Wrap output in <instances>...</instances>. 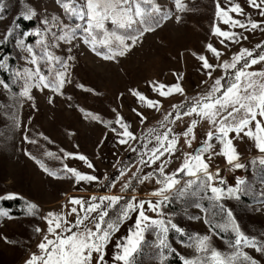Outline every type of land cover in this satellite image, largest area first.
Returning <instances> with one entry per match:
<instances>
[{
  "label": "rangeland",
  "instance_id": "374dc122",
  "mask_svg": "<svg viewBox=\"0 0 264 264\" xmlns=\"http://www.w3.org/2000/svg\"><path fill=\"white\" fill-rule=\"evenodd\" d=\"M76 2L82 3L83 0ZM152 3L162 11H167L169 18L158 25H153L152 31L144 32L134 46L115 60H104L96 56L79 39L73 40L71 44L59 41L57 47H50V51L62 58H67L68 50L71 48L70 54L74 57L69 61L71 83L64 85L62 96L55 95L47 89L33 87L29 99L19 95L23 82L14 79L12 72L34 66L27 63L24 58L26 53L17 48L16 39H23L26 44L33 46L37 54H40V46L36 43L39 37L34 34L36 29L41 30L45 42H50L53 34L60 35L62 25L84 22L66 15L57 0H0V59L8 57L9 63V69L1 70L9 74L13 87L5 90L0 85V201L19 199L23 211L21 216H10L0 207V264H25L31 253L36 250L35 229L38 226L40 228L39 218L44 210L43 204L62 203L60 204L64 205L62 208L56 205L52 209L56 212L70 213L66 205L71 198L80 199L87 204L92 196L123 197L108 209V215L105 217L108 220L115 219L125 201L133 196L137 201H155L157 197L152 193L160 187L155 183V177L159 175L155 171L156 168L164 162L166 163L164 171L173 173L184 160L185 154L193 153L195 148L201 145L212 126L206 119H200L195 115L183 116L180 119H176L173 115L174 122L169 125L172 129L169 135L177 137L176 150L171 157L165 154L150 166L139 165L140 155L146 150L145 136L153 129L159 133L165 131L160 125L169 124L164 117L172 112L173 104L188 103L193 98L206 94L217 77H223L222 83L225 79L227 82V75L220 68L212 70L211 78L205 75L202 62L197 56L205 55L210 63L217 64L225 60L230 61L240 48L254 53L259 49L256 47L257 44L264 46V24H261L264 17L259 15L256 8L249 6L247 0H181L182 10L176 8L175 0H152ZM217 3L222 8L239 4L243 10L242 14L230 12L229 15L233 19L240 20L245 27L224 24L215 15ZM29 9L33 10L35 15L26 20L23 17ZM53 16L57 17L59 23L52 21ZM177 16L180 17L179 21L176 19ZM20 18L33 21L34 25L23 30L17 22ZM45 19L50 25L47 32H44ZM249 20L256 21L258 27L252 29L248 24ZM213 25L246 39L232 41L218 37L212 32ZM106 27L111 28L110 23L106 22ZM8 28H13L14 31L9 39L4 41ZM25 32L29 33L27 37L23 36ZM77 35L79 36L80 33ZM221 40L224 42L221 43ZM207 44H212L221 52L219 61L207 50ZM6 46L11 48V55L5 54ZM242 65L243 61L239 66ZM40 68L44 74H47L43 61L40 62ZM254 68L250 66L247 70L253 72L264 70V61L256 63ZM177 81L184 90L183 94L173 93L161 97L151 87V82L172 85ZM77 84H82L86 89L93 91L77 88ZM130 88L137 89L146 97L158 101L159 108L154 109L139 104L129 93ZM49 96L52 97L51 103ZM133 108L146 117L143 123L132 111ZM80 109L96 114L101 120L109 122H114L115 114L119 113L137 139L130 141L129 144L120 145L116 134L110 130L118 125L110 123L105 127L103 123L86 118ZM193 119L197 120L194 128L195 139L191 140L189 147L182 133ZM250 127L254 130V125ZM229 136L238 153V159L233 163H239L242 167L234 168L229 165L221 153L222 145L219 141L213 140L211 151L215 155L208 159V153L204 154L209 164V171L215 172L216 168L220 169L219 176L225 184L220 185L218 181H214L216 186L227 188L236 186L237 180L243 182L239 185L241 191L238 193V198L225 196L220 203L231 210L236 224L245 235L264 240V164L260 163L264 159V152H260L255 147L254 140L244 133L239 135L229 133ZM25 137L35 143L26 141ZM156 143L154 135L147 137L148 148ZM25 152L30 153L35 159L25 155ZM45 152L54 155L47 156ZM64 152H78L86 156L94 165V169H89L78 158H65ZM144 159L147 160L148 157L145 156ZM36 160H40L45 167L53 171H62L63 165L67 164L82 173L100 177V181L76 182L70 174L53 178L41 169ZM133 160L136 161L132 163ZM125 165L127 170L121 177L118 174L119 169ZM149 172L153 173V178L143 180L141 183H137L136 177L133 176V173L144 176ZM176 178L179 183L175 188H181L189 179H195L186 172L176 173ZM123 182L130 183L129 189L121 191ZM106 185L110 186L106 187ZM133 188L135 191H132ZM98 191L107 192L102 194ZM210 196V192L199 191L196 195L188 193L184 197H179L175 195L173 189L170 199L161 204L162 217L159 218L171 219L184 230L185 235L181 236L169 227L167 243L173 251L164 250V260L161 261L157 233L149 227L144 232L141 247L134 253V264H170L172 258L180 261L181 255L190 258L194 255V248L189 246L188 236L196 234L209 235L212 247L221 253H230L232 249L228 247V242L234 240L232 230L221 231L217 228L221 233L219 236L213 230L210 231V225L204 222L208 219L215 224L220 220L219 216L214 218L211 215ZM196 202L200 203L201 208L209 211L196 208ZM26 203L34 204L36 208L29 212ZM144 208L146 215L158 218L155 212L147 210V204ZM136 214V212L130 213L112 233L105 248L106 264H119L113 260V256L119 251L116 244L123 243L129 231L134 230ZM91 215L95 216L96 213L93 212ZM84 223L92 227L88 220ZM242 251L255 258L258 264H264V255L254 249L242 246Z\"/></svg>",
  "mask_w": 264,
  "mask_h": 264
},
{
  "label": "snow or ice",
  "instance_id": "6c2138e0",
  "mask_svg": "<svg viewBox=\"0 0 264 264\" xmlns=\"http://www.w3.org/2000/svg\"><path fill=\"white\" fill-rule=\"evenodd\" d=\"M57 3L66 15L73 16L84 23L62 25L60 35L53 34V39L50 42H45L41 30L36 29L34 34L39 37L36 43L40 46V54H37L33 46L26 44L23 39H16L17 48L26 53L25 60L34 66L24 68L23 71L13 70L12 72L14 79L23 82L19 92L21 97L31 99L30 90L33 87L42 90L47 89L55 95H63L64 85L71 83L69 61H72L74 57L70 54L71 48L68 50L69 55L67 58L57 56L49 50L50 47H57L59 41L71 44L73 40L79 39L96 56L104 60H115L134 46L144 32L152 31L153 25H158L161 21L169 18V13L162 11L155 3H152V0H83L82 3H77L76 0H57ZM247 3L249 6L256 8L259 15L264 17V0H259V2L257 0H247ZM175 5L178 10L183 9L181 0H175ZM230 12L239 15L242 14L243 10L239 4H231L228 8H222L219 3L216 4L215 15L224 24L244 28L245 24L240 20L233 19L229 15ZM33 15H35V12L29 9L23 18L27 20ZM176 19L179 21L180 17L177 16ZM52 21L59 23L55 16L52 17ZM106 22L110 23L111 28L106 27ZM43 23L45 24L44 32L49 31V21L45 19ZM248 24L252 29L258 27L256 21L249 20ZM261 24H264V21H261ZM13 31V28L6 30L4 41L9 39ZM212 32L226 40L246 39V37H238L234 32L221 30L215 25L212 26ZM78 33H80L79 36ZM28 35L27 32L23 33L25 37ZM223 42L221 40V43ZM256 47L261 50L255 56H253L251 50L240 48L239 52L235 53L230 61L225 60L217 64L210 63L205 55L197 56V59L202 62L205 75L211 78L212 70L220 68L227 75V82L222 83L223 77H217L206 94L193 98L188 103L173 104L171 106L172 112L167 113L164 117L169 124L161 123L160 125L165 131L159 133L153 129L145 136L144 147L146 150L140 155L139 165L150 166L159 161L165 154L171 157L176 150L177 137L176 135H169L172 131L169 125L174 122L172 120L173 115L176 119L195 115L200 119H206L212 126L206 133V138L202 141L199 149L194 153H186L184 160L173 173L169 174L164 171L166 167L164 162H161L156 168L155 171L159 175L155 177V183L160 187L152 193L157 197L155 201H137L136 197L133 196L125 201L115 219L106 220L108 209L112 208L123 197L119 195L92 196L87 204L80 199L71 198L69 203L74 205L71 213H76L75 218L73 220L67 219L69 213L48 212L43 217L47 228L37 245L39 254L33 253L30 255L25 264H106V245L112 233L117 230L119 223L128 218L132 212L137 213L134 230L129 231L123 243L118 242L116 244L119 251L115 253L113 260L119 262V264H134V253L141 247L144 232L152 227L157 233V246L161 249L160 260L163 261L164 250L173 251L167 243L169 227L180 233L181 236L185 235L184 230L173 223L171 219L159 218L162 217V213H160L161 204L170 199L173 189H175V195L179 197H184L188 193L196 195L199 191L210 192L211 215L214 218L219 216L220 220L215 224L208 219H205L204 222L210 225V231L213 228H218L221 231L231 229L234 233V240L228 242V247L232 249L228 254L221 253L212 247L211 238L207 234L189 235V246L194 248V255L190 258L181 255V264H258L255 258L242 251V246L254 249L257 253L264 255V240L245 235L236 224L231 210L226 209L220 203L225 196L238 198V193L241 191L239 185L243 182L237 180L236 186L227 188L216 186L214 181H218L220 185H224L225 181L219 176V168H216L215 172L209 171V164L204 156L205 153H208V159H210L212 155H215L211 151L213 147L211 141L216 140L222 145L221 153L226 158L227 163L234 168L242 167L239 163H233L238 159V153L235 151L229 133L237 135L244 133L245 136L254 140L255 147L260 152H264V70L259 72L247 70L251 65L264 61V46L257 44ZM206 48L219 61L221 52L212 44H207ZM41 61L44 62L47 68V74L41 71ZM241 61H243V65L239 66ZM0 69H9L8 57L0 59ZM174 75L178 76L179 74L174 73ZM0 85L5 90L9 89V84L4 81H0ZM76 87L85 91H93L92 89H86L82 84H77ZM151 87L161 97L173 93L183 94L184 91L179 81L172 85L151 82ZM128 91L139 104L149 108H159L158 101L146 97L139 90L130 88ZM48 99L51 103L52 97L49 96ZM80 111L86 118L103 123L105 127H108L110 123L118 125V127H112L110 130L116 134V139L120 145L129 144L130 141L137 139L119 113L115 114L114 122H109L101 120L98 115L86 112L84 109H80ZM113 111L115 112V109ZM132 111L143 123L146 119L143 113L135 108ZM196 124V119L191 120L182 133L185 137V143L189 147L191 146V140L195 139L194 128ZM250 125H254V130ZM152 135H154L157 143L148 148L147 137ZM24 139L35 143V141H29L28 137ZM45 139L47 138L45 137ZM25 155L35 159L28 152H25ZM45 155L52 156L54 154L45 152ZM145 156L148 157L147 160L144 159ZM64 157L78 158L89 169H94V165L88 158L78 152H64ZM36 163L53 178H59L62 174H70L76 182L100 181V177L94 174L82 173L67 164L63 165L62 171H53L45 167L40 160H36ZM260 163L264 164V159ZM126 170L127 165L120 168L119 176L122 177ZM179 172H186L187 175L195 179H189L183 187L175 188L179 183L176 178V173ZM198 173L201 175H198ZM133 176L136 177L137 183H141L146 179L151 180L153 173L149 172L144 176H137L136 173H133ZM109 186L106 185V187ZM129 187V182H123L121 191L129 189ZM132 191H135V189L133 188ZM145 204L148 206L147 210L155 212L158 218L146 215ZM26 206L29 212L36 208V205L31 203H26ZM75 206H79V212ZM195 207L201 208L200 203L196 202ZM201 211L208 212L209 209L201 208ZM80 212H83V215ZM93 212L96 213L95 216L91 215ZM2 214L7 215V213ZM85 220H88L92 227L85 224ZM35 231L41 232V229L37 227Z\"/></svg>",
  "mask_w": 264,
  "mask_h": 264
},
{
  "label": "trees",
  "instance_id": "16d2710c",
  "mask_svg": "<svg viewBox=\"0 0 264 264\" xmlns=\"http://www.w3.org/2000/svg\"><path fill=\"white\" fill-rule=\"evenodd\" d=\"M18 24L21 26V28L23 30H27L30 26H33L34 25V22L33 21H25L23 19H18L17 20ZM261 49H258L256 50L254 53H253V56L257 55V53L260 52ZM11 48L9 46H6L5 47V54L7 55H11ZM256 65V64H255ZM255 65H251V67L253 69ZM0 79L6 83L9 84V87L10 88H13L12 85H11V81H10V76L7 72L5 71H2L0 69ZM223 83H226V79L223 80ZM136 160H133V162H135ZM119 174V173H118ZM99 193H106L107 191H98ZM128 195L130 194L129 192L127 193ZM128 198V197H127ZM22 206V203H21V200L19 199H12V200H1L0 201V207L3 208L4 210H6L10 216H21L23 214V211L22 209L20 208ZM216 234H218L219 236H221V233L218 231L217 228H213L212 229ZM170 264H181L180 261H178V259L176 258H172L170 261H169Z\"/></svg>",
  "mask_w": 264,
  "mask_h": 264
},
{
  "label": "crops",
  "instance_id": "0c3cea01",
  "mask_svg": "<svg viewBox=\"0 0 264 264\" xmlns=\"http://www.w3.org/2000/svg\"><path fill=\"white\" fill-rule=\"evenodd\" d=\"M60 204H62V203H52V205H51V204H43V206H44V210L42 211V215H41L40 218H39V225H40L41 232H37V233H36L35 244H34L35 247H36V250L33 251V252L31 253V255H32L33 253H35V254H39V249H38L37 245H38V243L41 241L43 235H44L45 232H46L47 225H46V222H45V220L43 219V217L46 216V214H47L48 212L63 213V212H60V211H57V212H56V210H53V209H52L54 206H56V205H60ZM63 206H64V205H60L61 208H62ZM67 206L69 207L68 210L70 211L69 215L67 216V219H69V220H73V219L75 218L76 213H71V209H72V207H74V205H71L70 203H68V205H66V207H67ZM46 207H47V208H46ZM75 207H77V210H78V212H79V211H80L79 206H75ZM45 208H46V209H45ZM65 213H68V212H65ZM80 214L83 215V212H80ZM38 227H39V226H38ZM113 236H114V235H113Z\"/></svg>",
  "mask_w": 264,
  "mask_h": 264
},
{
  "label": "water",
  "instance_id": "95a60500",
  "mask_svg": "<svg viewBox=\"0 0 264 264\" xmlns=\"http://www.w3.org/2000/svg\"><path fill=\"white\" fill-rule=\"evenodd\" d=\"M199 147H200V146L196 147L195 150H194V152L197 151V150L199 149ZM194 152H193V153H194Z\"/></svg>",
  "mask_w": 264,
  "mask_h": 264
}]
</instances>
